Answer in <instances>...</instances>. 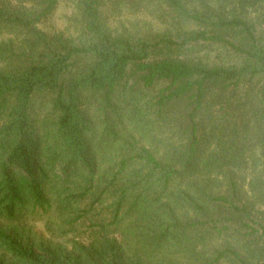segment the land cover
Returning a JSON list of instances; mask_svg holds the SVG:
<instances>
[{"label":"trees","instance_id":"16d2710c","mask_svg":"<svg viewBox=\"0 0 264 264\" xmlns=\"http://www.w3.org/2000/svg\"><path fill=\"white\" fill-rule=\"evenodd\" d=\"M59 1L0 0V212L109 213L63 253L0 227V264H264V35L241 15L264 0H154L202 26L177 37L110 31L153 0H74L81 45L38 28ZM200 42L241 63L179 55Z\"/></svg>","mask_w":264,"mask_h":264},{"label":"rangeland","instance_id":"374dc122","mask_svg":"<svg viewBox=\"0 0 264 264\" xmlns=\"http://www.w3.org/2000/svg\"><path fill=\"white\" fill-rule=\"evenodd\" d=\"M226 3L228 4L226 11L236 9L234 5L236 3ZM253 3L247 6V14L241 15L256 23L259 34L264 35V6H261L259 2H257L258 4ZM168 12L169 9L166 6L153 0L146 7L140 9L132 7L124 8L121 13L116 11L110 15L107 24L113 34L123 32L140 33V35L171 33L174 37H177L180 31H195L202 28L198 23L176 18ZM38 28L51 36L61 35L76 45L84 44L91 39L83 29L78 2L74 0H60L53 12L38 24ZM12 38L15 40L14 36ZM9 39L8 36L0 37V44ZM15 44L17 45L18 41L15 40ZM179 53L183 58L203 61L209 65L230 66L241 63L231 48L209 42L192 44ZM89 99L93 110L97 109L100 102H94V97H91L90 94ZM97 99L101 101V96L98 95ZM40 112L42 115L46 114L45 111ZM91 202H93L91 197L85 199L80 205L82 211L89 208ZM109 204H111L110 200L104 204L97 203L95 209L82 219L77 218L78 214L63 213L60 208L48 215H43L40 210H34L30 206L16 220H9L0 212V227L19 235L42 253L47 254L50 250L57 253L70 252L74 243L81 245L92 243L94 233L98 231V228L94 227L95 220L99 218L96 214L101 213L102 217H107L109 212L105 207ZM110 238L120 239L115 235ZM3 255L4 248L0 245V257Z\"/></svg>","mask_w":264,"mask_h":264}]
</instances>
